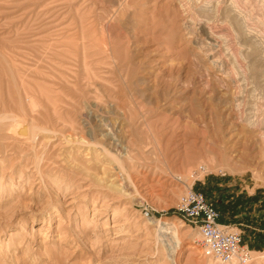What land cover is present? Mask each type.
I'll return each mask as SVG.
<instances>
[{
    "label": "rangeland",
    "instance_id": "obj_1",
    "mask_svg": "<svg viewBox=\"0 0 264 264\" xmlns=\"http://www.w3.org/2000/svg\"><path fill=\"white\" fill-rule=\"evenodd\" d=\"M217 1L0 0V103L11 107L0 119V264H224L175 212L196 179L253 249L250 264H264V74L251 71L256 59L264 70V0L226 3L261 50L251 56ZM208 30L222 54L208 51ZM26 90L59 92V109ZM14 114L35 138L10 133ZM125 177L130 194L115 185ZM161 219L183 235L173 261L150 224Z\"/></svg>",
    "mask_w": 264,
    "mask_h": 264
},
{
    "label": "bare ground",
    "instance_id": "obj_2",
    "mask_svg": "<svg viewBox=\"0 0 264 264\" xmlns=\"http://www.w3.org/2000/svg\"><path fill=\"white\" fill-rule=\"evenodd\" d=\"M223 1H224V3H223ZM231 2H234V1H232V0H230ZM229 1V2H230ZM228 0H219V1H217L216 2V4H215V9L217 10V11H219L220 12V15H221V19L222 20H224V22L226 23H229L230 25H233V27H235L236 28V30H238V31H240L239 32V35H240V33H241V38L242 39H244L243 40V42L240 44V46L241 47H243L244 49L245 48H247L249 51H248V54L250 53V51H251V53L253 54V53H259L261 50H260V48H259V46H258V44H256V41H252L251 39V41L248 39L249 37H242V35L244 34V31H245V28H244V31H243V26H242V24L243 23H241V18L239 17V15H238V13L236 12L237 10H235L234 8H232L230 5H232V4H229V6L227 5L228 3ZM227 3V4H226ZM223 8H225V10L223 9ZM223 13V14H222ZM219 15V13H218V16H220ZM213 31V30H212ZM211 30H208L207 32H206V35H207V37H206V39H207V42H206V44L207 45H209L210 46V48H209V52L210 53H212V54H217V53H221V47H222V45L219 43L220 42V40H218V38L216 37V34H214L213 32H212ZM225 31V30H224ZM247 31V30H246ZM245 33H247V32H245ZM245 35V34H244ZM245 36H247V35H245ZM245 38H246V40H245ZM252 38V37H251ZM99 42V41H98ZM205 42V41H204ZM203 42V43H204ZM60 43H61V41H60ZM57 44H59V43H57ZM95 44V43H94ZM59 45H61V44H59ZM101 46H103L102 44H101ZM100 46V47H101ZM49 47V46H48ZM57 47V46H56ZM59 48V47H58ZM104 48V47H103ZM106 48V47H105ZM101 50H102V48H100ZM99 49V50H100ZM229 49V48H228ZM105 51H106V49H105ZM246 51V50H245ZM100 51H98V53H99ZM209 53V54H210ZM246 53V52H245ZM250 53V54H251ZM105 54V53H104ZM222 54V53H221ZM247 54V53H246ZM249 54V55H250ZM256 54V55H257ZM97 55V54H96ZM255 55V56H256ZM100 56V55H99ZM246 56H248V55H246ZM251 56V55H250ZM254 56V55H253ZM222 57V56H221ZM111 58V57H110ZM112 60V59H111ZM254 60V59H253ZM222 60H221V58H220V56H218L217 57V59L216 60H214V63H221V65L223 66L224 64H222V62H221ZM259 60L258 59H256L253 63H252V65H253V67L251 68V71L255 74V75H253V78H255L254 76H259L260 78H262V75L264 74V70L259 66V62H258ZM258 65V66H257ZM250 68V67H249ZM259 68H261V69H259ZM262 70V71H261ZM246 74V73H245ZM247 75V74H246ZM261 75V76H260ZM246 77V76H245ZM247 78H250V76L249 77H247ZM247 78H246V80H247ZM263 78H264V76H263ZM251 79V78H250ZM257 80V79H256ZM240 85V84H239ZM42 90H44V89H42ZM41 90V91H42ZM39 92L40 93V95H34V96H32L31 94H30V91H28V90H26V94H27V96L28 97H30V98H34V99H36L37 97H39V96H43V97H45L46 99H48V101L49 100H51V103H52V105H53V107H54V110L56 111L57 109H59V98H60V96L58 97V95L60 94L59 92H50L51 90H48V91H43V92ZM55 91H57V90H55ZM49 92V93H48ZM51 93H54V94H51ZM56 93V94H55ZM57 93H59V94H57ZM42 94V95H41ZM57 96V97H56ZM56 97V98H55ZM53 99H55V100H53ZM53 100V101H52ZM237 100V99H236ZM0 105H2L1 107H0V112H3L2 113V115H0L1 117H0V119H2V118H9V117H11V115H9V111L11 110V107H10V105L8 104V102H7V100L5 99V98H1V103H0ZM25 110V109H24ZM23 110V111H24ZM22 111V110H21ZM24 113H25V111H24ZM21 114V113H20ZM19 114V115H20ZM19 115H12L13 117V119H14V121L16 122L15 123V125L13 124V129H11V132L10 133H12V134H14V136H15V138L17 139V140H19V141H29V140H31L33 137L35 138L36 136H37V134L35 133V130H34V128H33V124L32 125H28V122L25 120V118H23V117H20ZM23 115V114H22ZM248 116V115H247ZM10 119V118H9ZM247 119V118H246ZM11 120V119H10ZM249 120V119H248ZM248 120H247V122H248ZM251 120V119H250ZM250 120H249V123H250ZM252 121V120H251ZM26 122H27V124H26ZM245 122V121H244ZM6 123V122H5ZM8 123V122H7ZM246 123V122H245ZM248 123V124H249ZM258 123V122H257ZM262 123V122H261ZM1 124H3V123H1ZM107 125V124H106ZM258 125V124H257ZM11 126V125H10ZM252 126V125H251ZM254 126V125H253ZM35 127V126H34ZM6 128V127H5ZM22 128H26V135H23V134H21L20 132H19V130L20 129H22ZM256 128V126H254L253 127V130ZM0 130H2V129H0ZM5 130V129H4ZM7 130H9V129H7ZM2 131H0V133H1ZM256 132H257V135L258 136H261V137H264V129L262 128V127H259V126H257V129H256ZM2 134V133H1ZM254 135V134H253ZM6 136V135H5ZM105 137H107V138H109L108 140L110 141V145L111 146H116V145H118L117 143H118V141L120 142V140H119V138H117V136L115 135V131L114 130H112V129H109V132L107 133V134H105L104 135ZM0 137H3L2 135L0 136ZM6 137H8V136H6ZM254 137V136H253ZM5 138V137H4ZM12 140H14V139H12ZM9 141V140H8ZM185 141V140H184ZM187 141V140H186ZM205 141V140H204ZM264 141V140H263ZM14 144V143H13ZM215 144V143H214ZM208 149V148H207ZM130 150V149H129ZM129 150L127 151V153L125 154V156H126V159L127 160H129V161H131L130 163H134V160H135V158L133 157V153L131 154L130 152H129ZM132 152V151H131ZM190 154V153H189ZM205 154V153H204ZM199 155V154H198ZM115 156V158L117 159V161L121 164V166L124 168L123 170H125L126 171V168H125V166H124V164L120 161V158H118V156L117 155H114ZM192 157V156H191ZM224 158V157H223ZM228 159V158H227ZM225 163V162H224ZM184 165V164H183ZM123 173V172H122ZM127 176H128V178L127 179H130V175H128L127 174ZM127 179H126V177L125 178H123V180H125V181H123V183H120V184H115L116 186H117V188L118 189H120L121 191H123V192H125L126 194L128 193V192H126V190H128L127 189ZM132 179V178H131ZM120 180V179H119ZM121 181V180H120ZM114 185V184H113ZM131 193V192H130ZM130 193H128V194H130ZM150 224H154L155 226H157V228H156V230H157V240L159 241V242H161L162 243V245H163V247H164V249L168 252V254H169V257H171V259L170 260H174L172 257H174V255L175 254H178V252H179V250L181 249V246H182V243H183V239H182V237H183V235H182V233L180 232V227L179 226H177V224H175L174 222H172V221H170V220H167V219H161L160 221H156V220H152V221H150ZM183 225V224H182ZM264 253H262V255H263ZM261 255V254H260ZM211 258V257H210ZM213 259H215V258H213ZM215 260H217V259H215ZM219 261V260H218ZM177 262V261H176ZM175 262V263H176ZM224 264H236L235 262H232V263H224Z\"/></svg>",
    "mask_w": 264,
    "mask_h": 264
},
{
    "label": "built area",
    "instance_id": "obj_3",
    "mask_svg": "<svg viewBox=\"0 0 264 264\" xmlns=\"http://www.w3.org/2000/svg\"><path fill=\"white\" fill-rule=\"evenodd\" d=\"M197 172L204 175L209 173L204 165H201ZM173 178L177 182L183 181L182 176L177 175ZM194 183L186 188L178 199L175 212L182 221L198 229L201 238L197 244L206 256L221 263L250 264L254 260V251L245 242L242 232L234 230L230 224L220 222L221 210L213 199L203 191L195 189ZM143 211L147 218L154 216V211L150 208Z\"/></svg>",
    "mask_w": 264,
    "mask_h": 264
},
{
    "label": "water",
    "instance_id": "obj_4",
    "mask_svg": "<svg viewBox=\"0 0 264 264\" xmlns=\"http://www.w3.org/2000/svg\"><path fill=\"white\" fill-rule=\"evenodd\" d=\"M19 132L22 133V134H26V128L20 129Z\"/></svg>",
    "mask_w": 264,
    "mask_h": 264
},
{
    "label": "crops",
    "instance_id": "obj_5",
    "mask_svg": "<svg viewBox=\"0 0 264 264\" xmlns=\"http://www.w3.org/2000/svg\"><path fill=\"white\" fill-rule=\"evenodd\" d=\"M217 206H218V205H217ZM218 208H219V207H218ZM221 212H222V211H221ZM223 217H224V214H223V212H222V217H221V218H223ZM220 222L223 223V221H221V219H220ZM225 223H226V222H225ZM225 223H224V224H225Z\"/></svg>",
    "mask_w": 264,
    "mask_h": 264
}]
</instances>
